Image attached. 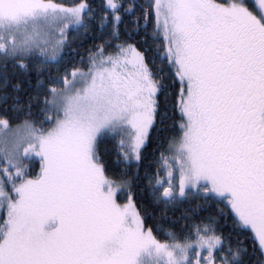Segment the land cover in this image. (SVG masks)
I'll return each mask as SVG.
<instances>
[{
    "label": "snow or ice",
    "instance_id": "6c2138e0",
    "mask_svg": "<svg viewBox=\"0 0 264 264\" xmlns=\"http://www.w3.org/2000/svg\"><path fill=\"white\" fill-rule=\"evenodd\" d=\"M0 264H264V0H0Z\"/></svg>",
    "mask_w": 264,
    "mask_h": 264
},
{
    "label": "trees",
    "instance_id": "16d2710c",
    "mask_svg": "<svg viewBox=\"0 0 264 264\" xmlns=\"http://www.w3.org/2000/svg\"><path fill=\"white\" fill-rule=\"evenodd\" d=\"M176 211L178 212V211H179V209H176Z\"/></svg>",
    "mask_w": 264,
    "mask_h": 264
}]
</instances>
